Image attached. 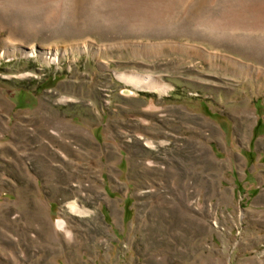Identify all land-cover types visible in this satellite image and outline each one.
Here are the masks:
<instances>
[{"label": "rangeland", "instance_id": "374dc122", "mask_svg": "<svg viewBox=\"0 0 264 264\" xmlns=\"http://www.w3.org/2000/svg\"><path fill=\"white\" fill-rule=\"evenodd\" d=\"M0 264H264V0H0Z\"/></svg>", "mask_w": 264, "mask_h": 264}, {"label": "bare ground", "instance_id": "6f19581e", "mask_svg": "<svg viewBox=\"0 0 264 264\" xmlns=\"http://www.w3.org/2000/svg\"><path fill=\"white\" fill-rule=\"evenodd\" d=\"M66 49L61 50L62 52H60L58 49H55L53 52H40L39 50L33 49L31 48L28 51H24L21 49V53L23 54V56L25 57H30V56H36L39 55L42 57L43 59L48 61V62H54L57 63L59 56L62 55V53H64ZM80 51H92L91 46L88 45H82L79 48ZM98 50V49H97ZM115 76L117 78H119L120 80L126 82V83H132L134 84L136 87L140 88V89H145V90H162L165 91L166 89L164 87H161L157 84L156 80L154 77L150 76V75H137V74H128V73H120V72H114ZM56 141V140H55ZM147 144H152L151 141H146ZM66 207H68L71 211L78 213V214H82L85 213L83 210H81L79 208V206L77 205V203L75 201H71L68 202L66 204Z\"/></svg>", "mask_w": 264, "mask_h": 264}, {"label": "trees", "instance_id": "16d2710c", "mask_svg": "<svg viewBox=\"0 0 264 264\" xmlns=\"http://www.w3.org/2000/svg\"><path fill=\"white\" fill-rule=\"evenodd\" d=\"M259 132H260L259 124H257V125L254 127L253 135H254V136H257ZM128 207H129V203H128V200H126L125 205H124V211H125V214L128 213Z\"/></svg>", "mask_w": 264, "mask_h": 264}]
</instances>
